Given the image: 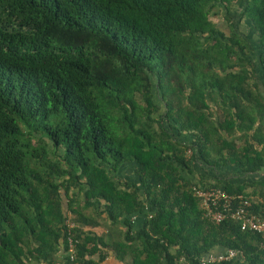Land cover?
Instances as JSON below:
<instances>
[{
  "label": "trees",
  "instance_id": "obj_1",
  "mask_svg": "<svg viewBox=\"0 0 264 264\" xmlns=\"http://www.w3.org/2000/svg\"><path fill=\"white\" fill-rule=\"evenodd\" d=\"M239 3L0 0V264H101L109 251L201 264L230 249L210 264H264L261 235L214 222L193 192L240 195L264 220V187L254 201L218 175L193 179L197 164L264 167L235 142L253 130L264 145V0Z\"/></svg>",
  "mask_w": 264,
  "mask_h": 264
},
{
  "label": "built area",
  "instance_id": "obj_2",
  "mask_svg": "<svg viewBox=\"0 0 264 264\" xmlns=\"http://www.w3.org/2000/svg\"><path fill=\"white\" fill-rule=\"evenodd\" d=\"M194 195L199 198L205 215L216 223L226 218L238 220L243 229L253 230L262 237L264 247V220L249 212L250 202L240 195H231L220 188H193ZM71 227L72 224L68 223ZM69 253L73 259V243L69 240ZM238 255L235 250H227L221 254H208L201 258V264L230 261ZM176 264H189L180 259Z\"/></svg>",
  "mask_w": 264,
  "mask_h": 264
},
{
  "label": "crops",
  "instance_id": "obj_3",
  "mask_svg": "<svg viewBox=\"0 0 264 264\" xmlns=\"http://www.w3.org/2000/svg\"><path fill=\"white\" fill-rule=\"evenodd\" d=\"M260 120L258 119L256 122V126L259 124ZM236 145L239 146V151L241 154H245V149L248 147V145L254 146V149L258 152L264 153V145L262 143H257L256 141L252 140L251 137L253 135V130L248 131L245 136L244 133L236 132ZM240 135H243V138H239ZM252 154V151L251 153ZM253 155V154H252ZM196 167H201V176H203L205 179L212 181L214 180L215 176L213 175V172L211 169L196 165ZM195 170V165L193 167ZM220 173L218 177L221 179L228 180L229 182L234 183L235 185L242 186L245 191L248 192L250 195V198L254 201L260 200V194L262 191V188L264 187V167H262L259 171L253 172V173H244L241 170L236 168H230V167H220L218 168ZM102 227H96L93 229L94 232L97 234H102L106 231V229L102 230ZM100 230V231H98ZM108 257L101 263V264H113V262H117L114 256L112 255V252H108ZM117 264H119L117 262Z\"/></svg>",
  "mask_w": 264,
  "mask_h": 264
},
{
  "label": "rangeland",
  "instance_id": "obj_4",
  "mask_svg": "<svg viewBox=\"0 0 264 264\" xmlns=\"http://www.w3.org/2000/svg\"><path fill=\"white\" fill-rule=\"evenodd\" d=\"M239 1L241 3L243 0H239ZM240 3H239V5H240ZM214 12H216V14L215 13H211L212 15L210 16V19H212V21L215 22V24L220 29H222L223 27L225 28L227 26V21H226L225 16H224L225 15L224 11L221 8H215L214 9ZM213 14H215V15H213ZM228 17L231 18V22H233L234 24H236V26H237L238 29H240L242 31H246V23H245V20H239L237 16L231 15V14ZM221 26H222V28H221ZM194 171H195V173H194L195 175H194V178L193 179H197V176L201 175L200 174L201 167L199 168V167H196V165H195V170ZM212 172H213V175L214 176L219 175V173H220L219 169L212 170ZM123 176H125V174ZM101 229L104 230L103 227ZM98 231H100V230H98ZM112 255H113V252H112ZM113 264H117V262L114 261Z\"/></svg>",
  "mask_w": 264,
  "mask_h": 264
}]
</instances>
